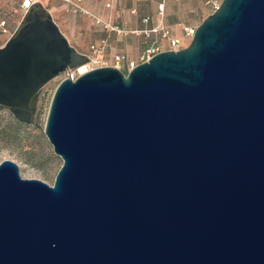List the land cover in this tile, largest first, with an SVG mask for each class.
<instances>
[{
  "label": "water",
  "instance_id": "1",
  "mask_svg": "<svg viewBox=\"0 0 264 264\" xmlns=\"http://www.w3.org/2000/svg\"><path fill=\"white\" fill-rule=\"evenodd\" d=\"M37 5L0 46V106L27 124L87 62ZM44 133L52 185L0 162V264H264V0H221L128 71L61 80Z\"/></svg>",
  "mask_w": 264,
  "mask_h": 264
},
{
  "label": "crops",
  "instance_id": "2",
  "mask_svg": "<svg viewBox=\"0 0 264 264\" xmlns=\"http://www.w3.org/2000/svg\"><path fill=\"white\" fill-rule=\"evenodd\" d=\"M47 12L51 15L69 43L79 52L98 45L104 39L109 47L104 53L112 62L114 54H125L128 59L139 62L146 44L141 34L132 30L150 28L159 21L157 5L164 3V24L172 36L179 37L183 26H197L194 21L203 0H48ZM107 4H109L107 6ZM83 8L87 13L78 9ZM205 6V5H204ZM126 32H117L102 23ZM148 17L147 21L143 19Z\"/></svg>",
  "mask_w": 264,
  "mask_h": 264
},
{
  "label": "rangeland",
  "instance_id": "3",
  "mask_svg": "<svg viewBox=\"0 0 264 264\" xmlns=\"http://www.w3.org/2000/svg\"><path fill=\"white\" fill-rule=\"evenodd\" d=\"M26 3L27 0H0V46L12 38L10 35L21 20L23 23ZM37 4L47 10L49 1L37 0L29 9L39 7ZM212 12L201 4L194 21L199 25ZM178 35L183 39L182 32ZM57 85L55 77L40 89L29 124L18 121L7 108L0 106V162L12 160L18 165L21 177L40 179L49 185L62 165V159L55 154L44 133L49 103Z\"/></svg>",
  "mask_w": 264,
  "mask_h": 264
},
{
  "label": "built area",
  "instance_id": "4",
  "mask_svg": "<svg viewBox=\"0 0 264 264\" xmlns=\"http://www.w3.org/2000/svg\"><path fill=\"white\" fill-rule=\"evenodd\" d=\"M37 0H27V3L24 4L26 6L25 13L28 11L29 7L33 5ZM71 3V0H65ZM203 3L206 7L210 8L212 11L217 9L221 3V0H203ZM109 4H107L108 6ZM78 7V6H76ZM158 14H159V21L157 24L150 28H144L141 30H132V33L141 34L144 37V42L146 44L144 50L139 56L140 61L143 62L151 58L158 52L165 51V50H178L186 46L188 42H190L196 27L195 26H183V39L180 37L172 36L169 28H167L164 24V3L163 1L157 5ZM81 11L87 13L83 8L78 7ZM96 22L102 23L105 27H109L112 30L117 32H126L122 29H118L117 27L110 26V24L103 22L97 17H94ZM144 21L148 20V17L143 19ZM22 20L18 23L17 27L13 30L10 37L14 36L17 30L20 28ZM109 47V42L107 39H104L100 42V44L95 45L91 44L88 50L81 52L87 58V62L84 64L86 67V71L90 70L95 67L105 66V65H112L115 67L120 68L123 71H128L133 68L139 62L134 60L128 59L125 54H114L112 57V62L105 58L104 53ZM83 72H79L78 67L76 68H67L64 71L60 72L56 78L58 83L65 79L69 78L71 80H75L77 76H79Z\"/></svg>",
  "mask_w": 264,
  "mask_h": 264
},
{
  "label": "bare ground",
  "instance_id": "5",
  "mask_svg": "<svg viewBox=\"0 0 264 264\" xmlns=\"http://www.w3.org/2000/svg\"><path fill=\"white\" fill-rule=\"evenodd\" d=\"M78 70H79V72H85L86 71V67H85V65L83 64V65H80L79 67H78Z\"/></svg>",
  "mask_w": 264,
  "mask_h": 264
}]
</instances>
